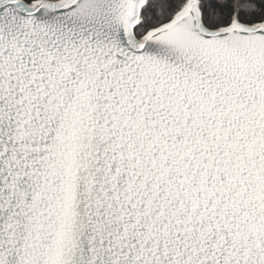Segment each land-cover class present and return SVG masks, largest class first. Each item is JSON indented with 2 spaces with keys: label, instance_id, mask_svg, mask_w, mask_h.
Wrapping results in <instances>:
<instances>
[{
  "label": "snow or ice",
  "instance_id": "obj_1",
  "mask_svg": "<svg viewBox=\"0 0 264 264\" xmlns=\"http://www.w3.org/2000/svg\"><path fill=\"white\" fill-rule=\"evenodd\" d=\"M0 264H264V0H0Z\"/></svg>",
  "mask_w": 264,
  "mask_h": 264
}]
</instances>
